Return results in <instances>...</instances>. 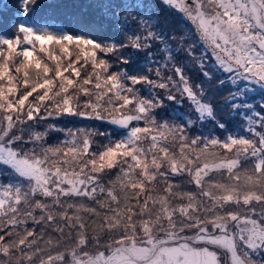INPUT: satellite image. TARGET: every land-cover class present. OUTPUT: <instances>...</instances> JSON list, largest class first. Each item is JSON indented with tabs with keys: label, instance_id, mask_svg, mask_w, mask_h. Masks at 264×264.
I'll list each match as a JSON object with an SVG mask.
<instances>
[{
	"label": "snow or ice",
	"instance_id": "6c2138e0",
	"mask_svg": "<svg viewBox=\"0 0 264 264\" xmlns=\"http://www.w3.org/2000/svg\"><path fill=\"white\" fill-rule=\"evenodd\" d=\"M159 6L0 11V264H264V0Z\"/></svg>",
	"mask_w": 264,
	"mask_h": 264
},
{
	"label": "rangeland",
	"instance_id": "374dc122",
	"mask_svg": "<svg viewBox=\"0 0 264 264\" xmlns=\"http://www.w3.org/2000/svg\"><path fill=\"white\" fill-rule=\"evenodd\" d=\"M49 0H41L42 4H46L48 3ZM60 2L62 3H68L69 0H60ZM152 3L157 5V10L160 11L161 16H165L167 15L169 20L172 21L173 23H178L179 22V17H176L175 15L169 14L167 12L166 9H163L162 7L159 6V0H151ZM16 3V0H0V5L5 7V5L10 6ZM193 77H198V73L196 71V69H193L192 72L190 73ZM231 87L230 85H225L224 90L223 91H219L217 93V100L219 101L223 96L227 95L228 93V88ZM250 96H254L255 100L250 101L253 103H256L259 101V96L258 94L255 93H250ZM221 116H224L225 118H227V114L226 113H221ZM237 120L239 121V118H237ZM88 124L87 121H73L72 123H63L60 125V127H64V128H76V127H84ZM61 138H62V134H61ZM55 139V137H53V140Z\"/></svg>",
	"mask_w": 264,
	"mask_h": 264
},
{
	"label": "trees",
	"instance_id": "16d2710c",
	"mask_svg": "<svg viewBox=\"0 0 264 264\" xmlns=\"http://www.w3.org/2000/svg\"><path fill=\"white\" fill-rule=\"evenodd\" d=\"M8 7L10 8V6H8ZM0 11L7 12V9L5 7H3V6L0 5Z\"/></svg>",
	"mask_w": 264,
	"mask_h": 264
}]
</instances>
